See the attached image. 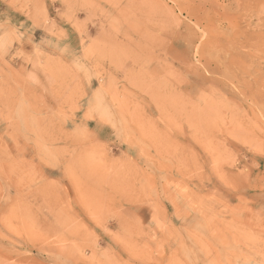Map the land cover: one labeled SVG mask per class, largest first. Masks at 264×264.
<instances>
[{"label": "rangeland", "instance_id": "374dc122", "mask_svg": "<svg viewBox=\"0 0 264 264\" xmlns=\"http://www.w3.org/2000/svg\"><path fill=\"white\" fill-rule=\"evenodd\" d=\"M0 264H264V0H0Z\"/></svg>", "mask_w": 264, "mask_h": 264}]
</instances>
